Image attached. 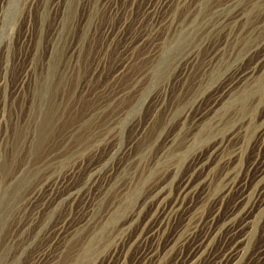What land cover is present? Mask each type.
I'll use <instances>...</instances> for the list:
<instances>
[{
	"label": "rangeland",
	"instance_id": "374dc122",
	"mask_svg": "<svg viewBox=\"0 0 264 264\" xmlns=\"http://www.w3.org/2000/svg\"><path fill=\"white\" fill-rule=\"evenodd\" d=\"M160 1L0 0V245L14 236L1 264H30L44 248L49 249V257L59 251L57 246L46 245L50 237L47 231L64 218L77 222L82 217V199L69 205L64 198L71 187L84 183L91 168L109 169L108 182L115 180L114 184L122 185L134 171H140L144 157H152L162 148L163 138L173 133L177 125L178 116L164 117L165 107L175 99L178 84L166 91L163 107L155 109L152 126L157 128L162 121L166 124L144 157L135 151L147 141L149 133L136 140L128 154L122 156L117 149L132 141L136 126L149 117L153 110L150 97L122 124L115 119L123 108L132 105L147 78L148 65L172 55L176 59L187 56L179 51L189 25L198 28L193 38L196 44L203 39L204 44L214 40L218 45L227 34L230 42L252 28L264 32V0H168L161 6ZM155 5L156 11H148ZM228 42L224 44L231 47ZM186 51L189 53L190 49ZM208 51L200 50L197 67ZM260 56H264V40L254 43L228 72L247 70ZM255 77H251V87L255 86ZM187 80L185 88L190 83ZM159 85L160 79L154 78L151 91ZM263 108L264 103L257 111L256 125L258 116L264 115ZM134 115L139 118L132 122ZM112 136L115 138L110 140ZM236 138L230 145L241 141L239 136ZM257 143L253 137L243 156V167L256 152L263 155ZM205 150L206 145L201 153ZM76 160H82V164L66 185L55 188L47 199L44 193L37 202L27 203L36 188L64 177ZM187 164L179 170L177 180L189 173L191 167ZM123 165L125 169L121 168ZM225 167L218 165L214 177ZM193 176L200 177L201 172ZM252 176L250 173L249 179ZM104 183L107 179L95 183L88 202ZM110 196L107 194L105 200L103 196V201L100 196L94 202L101 203L95 207L98 212ZM235 196L232 194L223 203L222 214ZM211 207L205 208V214ZM147 210L146 207L142 214ZM181 219L179 216L174 220V227ZM263 239L264 232L258 229L253 248ZM222 244L215 242L214 248ZM63 260L61 256L60 261Z\"/></svg>",
	"mask_w": 264,
	"mask_h": 264
},
{
	"label": "bare ground",
	"instance_id": "6f19581e",
	"mask_svg": "<svg viewBox=\"0 0 264 264\" xmlns=\"http://www.w3.org/2000/svg\"><path fill=\"white\" fill-rule=\"evenodd\" d=\"M167 2L162 0L158 5ZM158 5L149 7L148 11H156ZM186 29L179 52L187 56L176 59L172 55L148 65L147 78L133 97L132 105L123 108L115 119L122 124L150 97L153 110L149 117L136 126L132 141L117 149L122 156L126 155L136 140L149 133L147 141L135 151L144 157L166 124L162 121L159 127L152 126L155 109L163 107L166 91L178 84L175 99L168 100L170 105L165 107L164 117L178 116L174 132L163 138V146L154 156L144 157L140 171H134L122 185L114 184L115 180L108 182L109 169L91 168L84 183L71 187L64 198L69 205L79 197L82 199V217L77 222L64 218L49 229L46 245L57 246L59 251L49 257V249L44 248L30 264H264V239L257 247L252 246L257 230L264 232V115L258 116V124H254L264 103V56L258 57L247 70L228 72L232 63L254 43L264 40V32L248 29L229 39L230 42L226 40L227 34L217 45L214 40L204 44L203 39L194 43L198 28L189 25ZM201 49L209 51L197 67ZM255 75V86L251 87L250 80ZM157 77L160 85L152 92L151 84ZM187 78L190 83L185 88ZM138 118L132 117V122ZM148 124L151 126L146 128ZM237 136L241 141L230 145ZM253 137L258 139L257 149L263 155L256 152L243 167V156ZM204 145L205 153H201ZM131 161L136 164L134 157ZM185 162L191 169L177 180ZM221 163L226 167L214 177ZM81 164L82 160H76L64 177H56L44 187L36 188L26 199L27 203L37 202L44 193L47 199L55 188L68 183ZM195 172H201V176L194 178ZM250 173L253 176L249 179ZM104 179L107 183L88 202L95 183ZM109 193L111 196L98 212L95 207L101 203L94 202L100 196L105 200ZM234 193L236 196L222 214L223 203ZM209 205L211 210L205 214ZM146 207L147 212L142 214ZM179 216L181 223L174 227L173 222ZM13 241L12 235L0 245L1 263ZM215 242L226 243L214 248Z\"/></svg>",
	"mask_w": 264,
	"mask_h": 264
}]
</instances>
